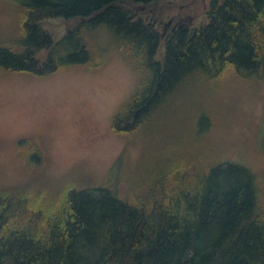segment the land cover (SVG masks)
<instances>
[{"label":"trees","instance_id":"trees-1","mask_svg":"<svg viewBox=\"0 0 264 264\" xmlns=\"http://www.w3.org/2000/svg\"><path fill=\"white\" fill-rule=\"evenodd\" d=\"M182 3L204 8L205 22L181 23L163 36L155 8ZM15 4L17 31L0 38V73L46 76L87 64L99 36L138 77L124 114L114 120L117 127L122 116L135 114L121 133L153 125L160 138L156 127L171 128L188 88L197 109L188 117V140L165 144L129 172L119 174L118 166L113 187L78 176L42 179L37 151L22 147L32 153L23 164L34 171L18 185L0 184V264H264L258 176L237 159L208 153L211 122L194 97L200 86L227 77L264 85V0ZM57 20L65 25L61 36L49 30ZM167 108L164 124L158 116Z\"/></svg>","mask_w":264,"mask_h":264},{"label":"rangeland","instance_id":"rangeland-1","mask_svg":"<svg viewBox=\"0 0 264 264\" xmlns=\"http://www.w3.org/2000/svg\"><path fill=\"white\" fill-rule=\"evenodd\" d=\"M196 7L182 3L155 8L160 10L158 18L161 17L157 29L167 36L176 21L184 25L203 24L205 9L194 10ZM147 18L154 20L149 15ZM170 20L172 23L164 31ZM16 24L15 0H0V38L16 33ZM49 30L61 36L65 25L57 20L49 25ZM91 49L94 50L91 62L46 76L0 73L2 186L18 185L28 171H34L27 168L28 163L23 164L32 153L26 154L22 147L37 151L42 162L36 171L42 173V179L60 181L78 176L85 184L113 187L118 166L119 174L129 172V166L142 165L165 144L178 137L180 142L188 140V117L197 108L192 99L194 90L190 91L187 83L182 106L170 129L156 127L161 132L159 138L158 131L153 130L155 126L148 125L142 132L129 136L121 133L122 126L135 114L122 116L117 127L114 120L118 114H124L138 77L124 56L111 47L108 38L105 42L103 37L96 36ZM195 91V101L208 111L211 122L208 153L247 164L257 174L264 198V85L256 80L227 77ZM170 111L169 108L161 111L158 116L161 123L166 124ZM146 136L142 144L141 137ZM125 186L123 180L120 189Z\"/></svg>","mask_w":264,"mask_h":264},{"label":"flooded vegetation","instance_id":"flooded-vegetation-1","mask_svg":"<svg viewBox=\"0 0 264 264\" xmlns=\"http://www.w3.org/2000/svg\"><path fill=\"white\" fill-rule=\"evenodd\" d=\"M171 21H173V20H170L168 24H165L164 31L166 30V27L172 23ZM180 24H181V23H179L178 21L175 22V23L173 24V29H175V27L178 26V25H180ZM169 35H170V33L167 34V36H169Z\"/></svg>","mask_w":264,"mask_h":264}]
</instances>
